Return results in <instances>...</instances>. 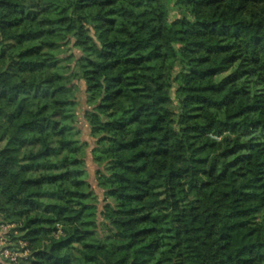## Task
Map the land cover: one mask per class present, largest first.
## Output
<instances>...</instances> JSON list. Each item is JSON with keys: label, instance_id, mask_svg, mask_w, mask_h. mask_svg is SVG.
<instances>
[{"label": "trees", "instance_id": "obj_1", "mask_svg": "<svg viewBox=\"0 0 264 264\" xmlns=\"http://www.w3.org/2000/svg\"><path fill=\"white\" fill-rule=\"evenodd\" d=\"M0 224L17 264H264V0H0Z\"/></svg>", "mask_w": 264, "mask_h": 264}, {"label": "rangeland", "instance_id": "obj_2", "mask_svg": "<svg viewBox=\"0 0 264 264\" xmlns=\"http://www.w3.org/2000/svg\"><path fill=\"white\" fill-rule=\"evenodd\" d=\"M72 52L77 55V51L71 46H64L60 49L55 50V54L57 57V60L60 65L65 66L66 61L64 60V57L66 55ZM228 74V72L223 73L222 76H225ZM80 89L82 92L78 94V106H77V128L80 130V141L82 146V152L84 155V169L85 174L84 178L89 182L92 189V195L88 199L90 203H93L94 206L97 208V212L101 210V207L105 203V201L112 202L113 200L109 197L105 198V194L102 192L101 189H99L96 185L95 181V171L97 169L96 164L94 163V157L97 153V146L95 143V137L90 135L89 127L83 117V112L85 109H88L89 102L87 95L83 92L84 89V83H79ZM98 222V234L96 237L92 238V241H100L105 244H109L110 246L118 245L122 243L120 240H116L113 238H108V235H110V232L105 224V222L102 220L100 215L98 214L97 217ZM13 228L12 225H3L0 224V242L1 246L5 249H8V251L11 252H18L21 254L20 257L17 258V261L14 262L10 259V256H5V254H2V249H0V264H17L18 259H23L27 255V251H23V248L25 246L24 242L17 240L15 237L18 236L15 232L13 235H11V229ZM14 236V237H13ZM26 252V254H24ZM2 258V259H1Z\"/></svg>", "mask_w": 264, "mask_h": 264}, {"label": "built area", "instance_id": "obj_3", "mask_svg": "<svg viewBox=\"0 0 264 264\" xmlns=\"http://www.w3.org/2000/svg\"><path fill=\"white\" fill-rule=\"evenodd\" d=\"M3 247L1 246V242H0V249H2ZM25 251V250H23ZM2 254H5V256H10V259L14 262L17 261V258L21 256V254H19L18 252H11L8 251V249L3 248L2 250ZM26 254V252L24 253ZM2 259V258H1Z\"/></svg>", "mask_w": 264, "mask_h": 264}]
</instances>
